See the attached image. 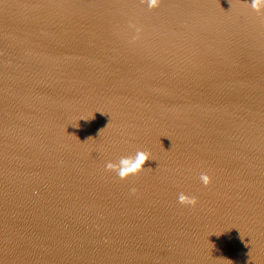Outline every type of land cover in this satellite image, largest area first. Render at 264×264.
Masks as SVG:
<instances>
[{"label": "water", "instance_id": "1", "mask_svg": "<svg viewBox=\"0 0 264 264\" xmlns=\"http://www.w3.org/2000/svg\"><path fill=\"white\" fill-rule=\"evenodd\" d=\"M252 5L0 0V264H264Z\"/></svg>", "mask_w": 264, "mask_h": 264}, {"label": "clouds", "instance_id": "2", "mask_svg": "<svg viewBox=\"0 0 264 264\" xmlns=\"http://www.w3.org/2000/svg\"><path fill=\"white\" fill-rule=\"evenodd\" d=\"M159 0H148L149 7L157 6ZM264 5V0H253V8L259 10V7ZM137 33L140 32V29H136ZM138 37H133L136 39ZM150 153L146 151H137L135 157L128 156V157H121L119 163H112L108 162L106 164V170L115 171L121 179L126 178L130 174H135L141 170H143V166L145 161L149 159ZM200 179L207 186L210 182V178L207 174L202 173ZM133 192L136 190L133 188ZM179 202L181 204H187L190 206H195L197 203V199L194 196H187L184 193H181L178 197Z\"/></svg>", "mask_w": 264, "mask_h": 264}]
</instances>
